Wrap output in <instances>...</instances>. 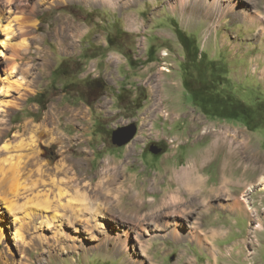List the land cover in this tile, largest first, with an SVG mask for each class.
<instances>
[{
    "label": "rangeland",
    "instance_id": "374dc122",
    "mask_svg": "<svg viewBox=\"0 0 264 264\" xmlns=\"http://www.w3.org/2000/svg\"><path fill=\"white\" fill-rule=\"evenodd\" d=\"M5 1L0 0L3 16L13 20L22 14L19 1ZM210 1L31 0L37 7L31 11L29 6L26 14L37 27H25L22 37L13 20V41H27L25 47L17 45L15 61L27 74L20 72L23 97L14 91L8 96L18 107L0 113V264H264V121H259L264 115V0H239L238 10L224 5L227 12ZM244 11L255 20H245ZM175 26L195 39L215 69L226 71V88L258 108L260 116L251 126L207 116L193 104L183 85L186 54ZM117 31L112 46L108 35ZM0 49L5 50L3 79L12 50L4 44ZM98 77L106 92L90 98L86 85ZM48 115L68 138L57 142L44 130H24L25 123L35 127ZM131 123L138 126L135 138L114 145L113 131ZM225 132L247 144L252 160L236 153V163H226L228 152L215 154L202 165L206 186L202 196L195 194L199 202L191 204L184 190L180 195L188 202L171 205L169 195L180 186L173 172L200 159ZM31 136L38 149L28 145ZM153 143L162 152L152 153ZM22 153L31 161L40 156L39 163L20 165V175H10L4 160ZM61 161L66 174L54 169ZM107 169L117 179L110 188L125 184L129 190L115 205V217L99 215L94 222L85 211L72 216L70 205L77 202L72 185L88 187L92 195ZM47 174L57 175L55 185ZM12 187L18 188L15 194ZM132 196L144 204L139 216L155 219L128 223L137 215ZM10 200L16 211L5 203ZM16 213L31 219L21 226ZM40 213L48 215V223L40 224ZM175 223L183 239L172 235ZM20 226L23 241L15 237Z\"/></svg>",
    "mask_w": 264,
    "mask_h": 264
},
{
    "label": "bare ground",
    "instance_id": "6f19581e",
    "mask_svg": "<svg viewBox=\"0 0 264 264\" xmlns=\"http://www.w3.org/2000/svg\"><path fill=\"white\" fill-rule=\"evenodd\" d=\"M16 1L20 2L17 5H18V8L20 9L19 12H21L22 14L16 15V17L13 20L14 21L16 20L18 22V26L22 30V32L20 33V36L23 37L26 35V31H27V28H25V27H28V26H33V28L37 27V25L35 24V21L31 20L30 19L31 17L26 14V11H28L29 6L31 7V11H34L37 6L30 5L31 0H6L5 2L13 4ZM57 1H60V0H57ZM204 1L205 0H200V3H202L204 5L205 4ZM239 3H240L239 0H213V1H210L209 4L212 6L218 7V9L222 8L223 11L227 12L228 9H226L224 7V5L228 6L227 8H231L232 10L233 9L238 10L240 7ZM1 10H0V35H4V38H1V36H0V44H4V45L8 46L10 48V50H12V53H10L9 55H6V57H7L6 60H8L7 62H10V64L8 65V68L5 72L6 76L2 79L1 75H0V93L3 94V97H0V113L8 114L10 107H13V106L18 107V105H19V102L17 101V99H14V97L8 98V96L10 95V92L14 91L16 94H18V99H21L23 97V93H25V91H21L23 89V87L21 86V85H23V78L21 79L20 76L22 77L23 74L24 75L27 74V70H26V72H24V70H22V72L20 70H18L19 68H18V65H17L15 59H16V56L18 55V50L16 48L17 45L19 44V45H23V47H25L27 41H25L26 40L25 38L23 39V41H20L17 44H16V42L13 41L15 33H16L15 32L16 30L13 26L14 21L11 19V17L3 16V13ZM247 16H248V18H244L245 20L254 21L256 18L253 15L247 14V11L246 12L244 11V17H247ZM26 49H27V47H26ZM38 49L40 51L44 50L41 46ZM4 51L5 50L0 49V55H3ZM2 62H3V60L0 57V67H1ZM41 64H42V62H41ZM28 70H29V68H28ZM20 72H21V74L22 73L23 74L20 75ZM25 89H26V87H24L23 90H25ZM55 122H56V118L54 116L48 115L47 117H45V119L43 120V122L40 125L35 126L37 129L33 126H30V123H25L24 124V130H26V132L31 131L33 133L39 132V131H40V133H42V132L46 131L47 133H49V136L51 137L52 141L61 142L64 137H66V138H68V137L59 131L58 125L55 126ZM51 124L54 126L51 127L50 126ZM31 132H28V133L31 134ZM217 134H218V132H217ZM30 138H31L30 139L31 143L28 145H30L32 149H35V148L38 149L37 142L33 139L34 136H31ZM75 138L79 139L80 135H77ZM238 139L239 138H238L237 134H232V133L228 134L225 132L224 136L219 137V138L217 137V139L213 142V145L211 146V148L208 149L205 153H203L200 159H197L194 162L193 161L189 162L187 167H185L181 170L174 171L172 177H173V179L177 180V182L180 186L176 192L171 191L172 194L169 195L170 204L171 205L172 204L178 205V207H179L180 205L188 202L185 194L182 195L183 197L180 195V191H184V190H186V194L188 195V198L191 197V199H192L191 204H193L194 201H196V203L199 202V199H198V197H195V194L198 193L199 195L202 196L203 188L206 186L205 185L206 182H205L204 175H203L202 165L205 162H207L215 154L223 152V151L228 152V154H226L227 156L225 157L226 163L227 162L234 163L235 162L234 156L236 155V153L237 154L238 153H244L249 160H252L250 153H247V152H249L248 148L245 147V146H247V144H245V142L244 143L239 142ZM22 146L24 147V145H22ZM33 152H34V150H33ZM28 157L29 156L26 153H24V154L22 153V154L16 156L15 158L14 157L6 158L4 160V163H6L8 165V171H9L10 175H13V176L20 175V173H19L20 172L19 171L20 165H30L31 164L32 166H35L40 161V156L36 157V159L33 158L34 160H32V161L29 159H25ZM65 158L67 161V157H65ZM37 169L38 170H36V171L38 173L41 172V175L47 173L46 169L45 170H40V168H37ZM54 169L57 172H63V174H66L65 173L66 172L65 171V161H61V162L57 163L55 165ZM1 174H4V173L1 172ZM104 174H105L104 177H102L103 180L100 181L99 184L96 185L97 189L96 188L92 189V193H93L92 195L90 194L91 189L89 190L88 187H86L85 189H82L77 184L72 185V187L75 189V192H74L75 194H74L73 199L75 201H77L76 204H74V205H70V202H68V205H70V208H71L69 210H71L72 216H74L75 218H78L80 216L79 213L85 211L86 214L91 216L90 218H92V220L94 222L96 221V219L98 218L99 215L107 216L110 219H113L115 217V214H114L115 213L114 212L115 205L122 200V198L127 194V192L129 190L127 192H126V190H124L125 188H123V186H125V184L121 188H116L115 190H114V188H110L111 185L116 183L117 179L110 177V176H112L110 173V169H107L104 172ZM47 175L51 178L52 184L55 185L57 175H52V176H51V174H47ZM106 178H109V179H107L105 181ZM59 179L62 180V177L58 178V182L60 181ZM106 184H109V185H106ZM262 185H263L262 188L264 189V183ZM12 189H13L12 192L14 194L18 190V188L14 189L13 187H12ZM62 194H63V191H62V189H60L59 193H57V195L59 197H61ZM132 198H133V204H134V206H136L137 215L134 218L128 217V219H127L128 223L134 224V223L139 222L141 220H147L150 218L155 219V218H153V216L151 214L139 216L138 213L141 212L144 204H141L142 199L140 198V196H132ZM113 199L115 201L112 202ZM165 199L166 198L162 199V202H160V203L166 202ZM246 201H247V204L250 203L248 201V199ZM137 202L140 203L139 206H138ZM5 203L8 204L7 206L11 211L17 210L15 203H13L12 200L5 201ZM42 205H43L44 209H47L49 207V201H47V200L43 201ZM249 206L251 207V205H249ZM57 212L58 211H56V213ZM14 215L16 216L15 219L21 220V223H22L21 226H23L24 224H27V222H26L27 219H31L29 215H27L26 217L25 216L20 217V216H18L17 213ZM122 216H126V218H127V216H129V215L122 214ZM31 217H33V216H31ZM52 218L56 219L57 215L54 214L52 216ZM38 219H39L41 225L48 223V215L46 213H40L38 215ZM97 221H98V219H97ZM21 226L16 228L15 237L18 238L19 240L23 241L24 240V234L22 232ZM167 227H168V225H167ZM0 230H2V227L0 228ZM172 235L174 236L175 239H181V238L183 239V237L185 236L184 233H182L181 230L178 228L177 223H175L174 228L172 229ZM145 251L147 252V250H145Z\"/></svg>",
    "mask_w": 264,
    "mask_h": 264
},
{
    "label": "trees",
    "instance_id": "16d2710c",
    "mask_svg": "<svg viewBox=\"0 0 264 264\" xmlns=\"http://www.w3.org/2000/svg\"><path fill=\"white\" fill-rule=\"evenodd\" d=\"M175 27L186 54V59L183 63L184 69H182L184 72L183 85L193 104L207 116L239 120L245 125L251 126L260 116L258 108L253 109L252 105L246 104L235 95L234 91L226 88L229 79L226 71L224 69H215L213 61L207 59L200 52L195 39L186 35L177 26ZM117 32L114 36L108 35V41L112 46L115 45L113 41L119 37L117 34L120 35V31ZM150 52L149 58L154 54V49L151 48ZM86 86L87 91L91 93L90 98L94 94L98 99L106 92V85L101 77L93 79ZM36 96H39V94ZM121 100L124 101L123 97H121ZM132 102L135 103V101ZM88 103L90 104L91 101ZM41 106L43 107V105ZM123 106L126 105L123 104ZM263 107L262 110L264 111ZM262 116L259 121H264V115Z\"/></svg>",
    "mask_w": 264,
    "mask_h": 264
},
{
    "label": "water",
    "instance_id": "95a60500",
    "mask_svg": "<svg viewBox=\"0 0 264 264\" xmlns=\"http://www.w3.org/2000/svg\"><path fill=\"white\" fill-rule=\"evenodd\" d=\"M137 131L138 126L135 123L118 127L112 133V143L118 147L125 146L135 138ZM150 150L154 154H159L163 148L153 143L150 145Z\"/></svg>",
    "mask_w": 264,
    "mask_h": 264
},
{
    "label": "crops",
    "instance_id": "0c3cea01",
    "mask_svg": "<svg viewBox=\"0 0 264 264\" xmlns=\"http://www.w3.org/2000/svg\"><path fill=\"white\" fill-rule=\"evenodd\" d=\"M122 86V85H121Z\"/></svg>",
    "mask_w": 264,
    "mask_h": 264
}]
</instances>
